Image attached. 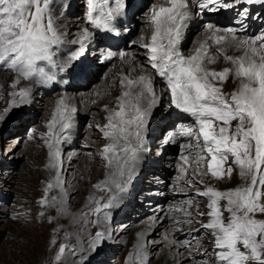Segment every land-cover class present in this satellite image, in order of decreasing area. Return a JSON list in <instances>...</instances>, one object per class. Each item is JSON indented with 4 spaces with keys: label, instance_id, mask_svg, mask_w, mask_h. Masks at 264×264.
Listing matches in <instances>:
<instances>
[{
    "label": "snow or ice",
    "instance_id": "6c2138e0",
    "mask_svg": "<svg viewBox=\"0 0 264 264\" xmlns=\"http://www.w3.org/2000/svg\"><path fill=\"white\" fill-rule=\"evenodd\" d=\"M67 7L57 5L56 0H0V72L15 74L8 85L14 89L9 95L18 97L0 113V122L11 108L31 102V87L15 90L21 80L52 87L68 85V78L87 76L91 67L86 63L84 42L95 33L119 38L122 30L129 31L125 20L134 17L135 4L133 0H84L86 27L72 42L79 47L58 61L64 41L56 13ZM227 11L234 13L227 25L207 23L208 38L193 54H182L183 32L194 15ZM147 19L152 27L150 40L141 37L130 42L142 52L122 50L97 58L104 62L118 57L131 72L119 80L122 91L116 106L104 104L100 109L107 114L106 122L95 127L108 142L95 156L88 153L106 170L104 179L92 185L104 195H89L87 211L78 221L82 227L87 223L97 228L88 250L102 252L111 239L113 211L121 207L137 176L150 118L166 97L168 108L184 121L167 141L180 150L179 175L172 191L174 197L183 198L168 209L172 215L165 218L171 221V237L165 235L164 240L182 258L180 264H264V0H167V6L151 8ZM256 21L257 30L250 31V22ZM228 48L241 54L228 55ZM220 58L228 66L209 67ZM230 79L236 86L229 92L225 86ZM96 103L93 99L92 104ZM77 112L62 96L47 132L40 137L47 148V167L56 170L38 201V218L55 224L49 240V250L55 249L52 264H74L68 257L77 255L70 243L72 233L58 223L68 215L71 198L63 175V146L72 141ZM234 173L241 183L223 190L217 186L231 181ZM54 189L58 195L50 196ZM52 209L55 216L49 214ZM11 218L27 217L18 213ZM73 222H77L75 216ZM157 243L138 233L126 264H151L149 246ZM80 258L88 264L83 255Z\"/></svg>",
    "mask_w": 264,
    "mask_h": 264
},
{
    "label": "rangeland",
    "instance_id": "374dc122",
    "mask_svg": "<svg viewBox=\"0 0 264 264\" xmlns=\"http://www.w3.org/2000/svg\"><path fill=\"white\" fill-rule=\"evenodd\" d=\"M71 1L73 2V6H71L70 12L68 8L64 11L62 10V13L67 12V14L64 13L65 16L60 17L61 21H63L62 23L67 21L66 18L69 19V22L70 20L74 22V19L81 17L82 23L85 24L84 0ZM142 1V3L145 2V0ZM152 1L148 0L140 10L134 8L132 21L143 23V19L146 18V15L143 13H146ZM155 1L159 3L162 0ZM57 4L60 5L58 2ZM78 6L79 9H77ZM217 15L215 14L214 16ZM204 22L206 24L209 22L216 23L212 19L205 20ZM256 23H259V21H256ZM252 28L255 31V27ZM136 30H138L137 34ZM136 30L124 45L113 49L102 46L104 44L102 43L103 41L97 38V33H95L96 40L92 48L95 54H92L91 50L85 49L86 63L91 67V71L93 69L95 72L97 70L96 67L99 66L98 64H101L102 70L99 75L104 78L108 75L110 69H118V66L114 67L113 64L114 62L115 65L117 64L118 58L101 62L97 59L101 56L99 55L101 54L99 53L100 49L97 48L102 47L114 52L131 49L133 46L130 43L131 40L140 34L139 28ZM90 31L92 30L90 29ZM199 31L200 29L196 30L193 28L189 40L185 43L184 55H191V49L194 45L193 36L197 35ZM74 47H78V45L75 44ZM142 51L140 49V52ZM90 59H94L93 61L96 66L93 63L87 62ZM141 59L143 60L142 56ZM215 65L212 68L216 70H220L226 66H221L220 63ZM0 74L15 75L7 72H0ZM84 77L86 76H77L75 78L76 82H73L72 85L53 86L52 90L48 92L43 91L41 87L35 88L29 104L11 108L6 119L0 122V264H52L55 249L49 250V240L55 224H49L46 220L41 221L38 218V212L41 210L38 201L43 195V189L46 187L47 182L52 179L44 162L47 158V148L43 140L40 139L47 132L45 114L48 110L36 111V108L40 109L44 107L41 102L53 99L54 95L70 96L71 93H67L71 92L73 88L75 91L72 95H75L77 92L87 94L91 90L96 89L99 79L93 77L91 72L87 76V80ZM113 81H118L117 77ZM74 85H77V87L75 88ZM80 85H84V87ZM157 86L159 89V84ZM235 86L230 79L225 86V91L230 92ZM43 88L45 89V87ZM94 96L97 97L96 94ZM98 98L100 99L101 95ZM112 104L115 105L113 102ZM165 104L166 101L160 105L162 116L158 118L159 120L155 119V121L162 123V118L165 117L163 125L156 126L160 130L159 132H155V137L150 142L151 145L146 143L148 148H145L143 153L147 157H145L143 162H139L142 168L147 166V164L149 165V163L153 164L156 162L155 166L158 168L148 169L144 177H141L139 175L140 170H137V176L130 186L129 192L125 195L121 207L113 211L111 223L112 237L104 245L103 251L99 253H92L88 250L91 235L95 233L97 228L94 226L90 227L87 223L82 227L78 221L81 218L80 214L87 211V197L89 195H96L97 197L104 195V193L94 190L92 185L104 179L106 170L98 159H93L88 153L91 152L95 156L102 149L103 145L108 142L102 138V134L95 127L97 124L102 125L106 122L104 119L106 113L100 110L103 103H99V107L96 110L99 109L102 116L100 122H98L94 114L88 116V114L81 112L82 107L78 108L75 116L79 121L74 122L72 130V137L75 136V139L76 137L77 139L71 147H66L65 145L63 153V159L67 160L64 163L63 175L67 181L66 191L71 197L68 215L58 220V223L63 225L64 229L72 233L70 243L76 249L77 255L74 257L69 256L68 259L73 261L74 264H82L81 255L86 258L88 264H126V257L134 250L137 235L141 232L145 236H148L149 239H154L158 242L155 245L149 246L151 264H168L167 261L170 264H180L182 258L176 254H171V256L169 252L175 249L166 246L167 241L164 240L165 235L171 237V233L168 231L171 228V221L165 218L166 214L172 215V213L168 212V209L170 206H174L177 200L183 198L180 196L174 197L172 191L175 178L179 174L176 167L179 163L180 150L178 146L169 143L164 148H161L160 143H155L159 139L158 135L165 137L167 131H175L176 126L180 124L179 119H176L175 122L172 119L173 122L167 126V122L165 121L169 120V117L175 116L176 112H171L172 116H170L167 112L168 106H165ZM10 107L11 101L8 100L4 105V109ZM74 107L76 106L74 105ZM83 118L85 119L83 120ZM92 120L93 122L91 123L90 121ZM89 134L94 144H90V141H87L89 144L85 143ZM33 136L36 139L30 138ZM86 145L87 147H85ZM160 150L164 151L165 157L168 158L167 161L162 159L163 155H159ZM84 158L87 159L86 162ZM163 166L164 170L168 171V173L164 174L163 171H160ZM212 183L216 182L212 181ZM238 183H241V181L238 174L234 173L231 181L218 184L217 186L223 190L234 187ZM49 195H58V190L54 189ZM161 209H163V212ZM201 210L206 211L207 209L202 207ZM18 213L27 218H22L19 221L13 220L11 217ZM49 214L55 216L56 212L52 209ZM73 216L76 217L77 222H73ZM157 218H159L160 222L154 223ZM184 231H187L186 227ZM149 234L151 235L149 236ZM175 236L182 238L180 232H175ZM60 239H63V232L60 233ZM205 246L210 248L207 240L205 241Z\"/></svg>",
    "mask_w": 264,
    "mask_h": 264
},
{
    "label": "bare ground",
    "instance_id": "6f19581e",
    "mask_svg": "<svg viewBox=\"0 0 264 264\" xmlns=\"http://www.w3.org/2000/svg\"><path fill=\"white\" fill-rule=\"evenodd\" d=\"M57 2L60 3V4L62 3V4H65V5H68L67 8H68L69 12L71 10V6H73L72 5L73 2L71 0H56V3ZM142 2H143L142 0H133V3L135 4L136 10H140L141 8H143L145 6V4L148 2V0H145L144 3H142ZM57 5H59V4H57ZM162 5L163 6H167V0H162L159 3L157 1H155V0H153L150 3V5L148 7V10L146 11V13H143L144 15H146V18L143 19V23L136 22V21H132V19H131V21L125 20V23H127L126 27L127 26H130L132 30H136L137 28H139V30H140L139 36L136 37V38L133 37L134 38L133 40H140L141 37L144 38V41L145 42H147L148 40H150L151 33H152V27L150 25V22L147 19L149 10L151 8H157V7L162 6ZM255 8L256 9H259V6H255ZM77 9H79V6L77 7ZM62 10L64 11V9H59V10L57 9V13H56L57 16L59 17V19H58L59 21H57L58 22V28L63 32V41H64V43L61 46V51H62L63 55L57 57L58 61H63L67 57V55H68L69 52L74 51L76 48L79 47V44L78 43H76V45H78V47H74L75 44L72 43V42L73 41H77L80 38V36H81V29H83L84 27H86V24H83L82 23V18L81 17H77L76 19H74V22H72L71 20L69 22V19L66 18L67 21H64L65 23H62L63 21H61L62 19L60 17L65 16L64 13L67 14V12H63V14L61 15ZM233 14H234L233 12L227 11V12L220 13L217 16H214V15H207V16L194 15L191 18V20L189 21L187 28L183 32V38H182L181 45H180V49H181L182 54H184V46H185V43L187 42V40H189V38L191 36V32L193 31V28L196 29V30L197 29H200V31L197 33V35L193 36L194 37V45L192 46V49H191V52L192 53L191 54H193L195 48L198 47L201 42H203L204 40H206L208 38V33L205 32V30H204L205 29V26H206L205 25L206 23L204 22L205 20L212 19L215 22H219L220 25L221 24L222 25H226V24H228L229 18ZM257 24L258 23H256V22L255 23L250 22V25H251L250 31H254V29L252 27H255V31H256L257 30ZM137 31L138 30H136V34H137ZM121 35H122V37L124 39V43L119 44V45H117V46H115L113 48H116V47H119V46L124 45L127 42V40L130 38V36H131L129 34L126 35V31H123V30L121 32ZM97 38H99L100 40H102L103 41L102 43L105 42L104 41V38L101 35H99L98 33H97ZM95 40L96 39H95V34H94L93 35V38L91 40H88V41H85L84 42L85 49L91 50L92 51V54H95L94 53L95 51L92 50V48L94 46V43H95ZM133 40H131V41H133ZM71 45H72V47L70 48ZM97 49H100V52L99 53H101V54L102 53L107 54L109 52H114V51H110V50L105 49V48H102V47L97 48ZM120 49H122V48H120ZM126 51H128V52H133V51L140 52V49L136 48L133 45L131 49H128ZM116 53H118V52L116 51ZM101 54H99V55H101ZM227 54L228 55H240L241 53L239 51H237L236 49H234V48H228L227 49ZM93 60L94 59H90V61H87V62L94 64V61ZM117 60H118L117 61V64L115 65V62L113 64H114V67L115 66H118V69H116V68L115 69L112 68L113 70L110 69L108 75L106 77H104V78H102L103 76L100 77V75H99V73L101 74L100 71L102 70L101 69L102 67H100V66H102L101 64H98L99 66L96 67L97 70L95 72L92 69L91 75L93 77H95V78H98L99 79V82L96 85V89L91 90V92H88L87 94L86 93H83V92H79V93L77 92L75 95H72V94H74V91H75L74 88H73L71 92H68L67 93V94H70L71 93L70 96L72 95V97L67 96V95H59V94H57V95H54V98L53 99H51V100L48 99L45 102H41L45 108L44 107H41L40 109L39 108H36V111H41L43 109L46 110V111L48 110L47 113L45 114V116H46V120H45L46 126H47L49 120L52 118V115H53V113L55 111L54 109L56 108V106L58 104V101H59V99L62 96L63 97H67L68 103L70 104V106H74L75 105L77 109L82 107V111H81L82 113L88 114V116H91L92 114H94L96 121L100 122L102 113L99 111V109L96 110V108L99 107L98 104L99 103H103V105H104V104L107 103V104H109V107L110 108H114L116 106V103H117L116 98L120 95V93L122 91V89H121V87L119 85V80H120V78H121V76L123 74H128V73L131 72L130 66L127 63L122 62L119 58ZM140 62H143V60L141 59V57H140ZM219 63L221 64V66H224V65L228 66L223 61L222 58H220L218 60L217 64H219ZM94 66H96V64H94ZM215 66H217V65H215ZM209 67H214V65H210ZM138 74H139V72H137V73H131L132 76H136ZM87 76L84 77V78H86V80H87ZM78 77H81V76H78ZM114 77L115 78L117 77L118 81L114 82L113 81L115 79ZM14 78H15V75L0 74V113H3L4 112V110H5L4 109V105H5V103L8 100L12 101L13 99H18V97H15L14 98V97H11L9 95V93L12 92V91H14V89H11L8 85L13 81ZM27 82L24 81V80H21L20 84L17 86V89H15V90L18 91V89L20 87H31L32 90H33V92H34L35 91V88L37 89V86H34L30 82H28V83ZM73 82H76L75 79L73 80V79L70 78V82H69L68 85H72ZM68 85H63V86H68ZM74 87L76 88L77 85H74ZM81 87H84V85L81 86ZM41 88L43 89V91L48 92V91H51L52 90L53 86L52 87H48L49 89L46 88V87H45V89L43 87H41ZM157 91H159L158 86H157ZM1 92H3V93L1 94ZM62 92L65 93L64 91H62ZM96 93H99V96L101 95V98L100 99L98 97H95L94 96V94H96ZM93 99H97L98 100V103L92 104V100ZM165 101H166L165 106L166 105L168 106L169 101H168V99L166 97L163 99L162 102H165ZM112 102L115 105H113ZM167 112L170 113V112H173V111L168 108L167 109ZM161 114H162V110H161L160 106H158L157 109L154 110L153 116L150 118V123H149L150 126H149L148 132L146 134V143H148V145H151L150 142H152L153 138L155 137V135H154L155 132L156 131L159 132V130H160V128H156V126L157 125H163V122L165 120V117L162 118V121L160 120L162 123H159V122L155 121V119L159 120L158 118H160L162 116ZM105 115H107V114H105ZM154 117H157V118H154ZM84 119L85 118H83V120ZM172 119L175 122V120L178 119V114L176 113L175 116L169 117V120H166L165 121V122H167V126H169L173 122ZM25 121L27 122V120H25ZM77 121H79V119L75 116L74 122H77ZM90 122L92 123L93 120L90 121ZM183 122L184 121H181L180 120V123H183ZM20 125L22 126V124H20ZM172 133H173V131H167V134H166L165 137L163 135H158L157 137H159V139H157V141L155 143H160L161 144V148H164L166 145L169 144V143H167V141H168L169 137L172 136ZM76 139H77V137H76ZM76 139H75V136L72 137V141L70 142L69 145H66V147L67 146L68 147H71V145L73 144V142H76ZM87 141H90V144H94L93 143V139H91V135L90 134L88 135V137L86 138V141H85L86 144H89V142H87ZM63 147H65V145ZM145 148H148V146L146 145ZM31 149L33 150L32 147H31ZM71 154H73V153H71ZM159 155L160 156L163 155V158L162 159H164L165 161L168 160V158H166L165 155H164V151L160 150L159 151ZM46 156H47V154H46ZM145 157H147V155L144 154V153H142L141 156H140L139 162H143V160L145 159ZM63 160H64V163L67 161L66 159H63ZM84 161L86 162L87 159L84 158ZM44 162L46 164L45 166L47 167L48 158H46ZM155 163H153V164H150L149 163V165L147 164V166H145L143 168L140 167V165H139L140 163H138V166H137L136 171L137 170H140L139 171V175H141V177H144V175L147 174V170L148 169H150V168H156L157 169L158 168L157 166H155ZM47 169H48V171L50 173V177L53 179L54 176H55V171L56 170L55 169H50L48 167H47ZM160 171H163L164 174L168 173V171H165L164 170V166H163V168ZM169 172H170V169H169ZM178 175L179 174H177V176ZM166 246L169 247L168 243L166 244ZM169 253H170V255L171 254L175 255L176 254V251L175 250L174 251L171 250ZM167 262H168V264H170L169 261H167Z\"/></svg>",
    "mask_w": 264,
    "mask_h": 264
}]
</instances>
